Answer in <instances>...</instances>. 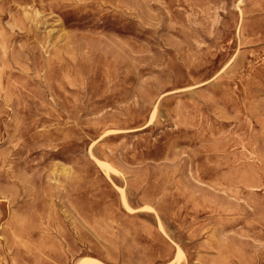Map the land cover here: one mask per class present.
<instances>
[{
	"label": "rangeland",
	"instance_id": "374dc122",
	"mask_svg": "<svg viewBox=\"0 0 264 264\" xmlns=\"http://www.w3.org/2000/svg\"><path fill=\"white\" fill-rule=\"evenodd\" d=\"M81 263L264 264V0H0V264Z\"/></svg>",
	"mask_w": 264,
	"mask_h": 264
},
{
	"label": "bare ground",
	"instance_id": "6f19581e",
	"mask_svg": "<svg viewBox=\"0 0 264 264\" xmlns=\"http://www.w3.org/2000/svg\"><path fill=\"white\" fill-rule=\"evenodd\" d=\"M125 194H126V193H125ZM125 202H127V201L125 200ZM127 203H128V202H127ZM127 203H126V204H127ZM126 204H125V205H126ZM128 205H129V204H128ZM128 205H127V207H128ZM144 206H145V205H144ZM158 219H159V218H158ZM178 255H179V257H180V255H181V253H180L179 250H178ZM181 258H182V257H181ZM97 262H98V261H97ZM81 264H84V263H81ZM176 264H177V263H176Z\"/></svg>",
	"mask_w": 264,
	"mask_h": 264
}]
</instances>
